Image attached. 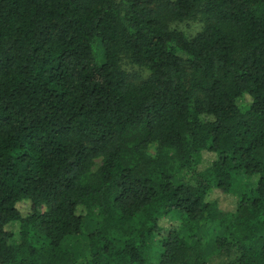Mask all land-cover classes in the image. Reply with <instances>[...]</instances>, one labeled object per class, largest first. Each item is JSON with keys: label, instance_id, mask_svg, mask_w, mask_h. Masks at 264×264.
<instances>
[{"label": "trees", "instance_id": "1", "mask_svg": "<svg viewBox=\"0 0 264 264\" xmlns=\"http://www.w3.org/2000/svg\"><path fill=\"white\" fill-rule=\"evenodd\" d=\"M223 253L264 264V0H0V264Z\"/></svg>", "mask_w": 264, "mask_h": 264}, {"label": "rangeland", "instance_id": "2", "mask_svg": "<svg viewBox=\"0 0 264 264\" xmlns=\"http://www.w3.org/2000/svg\"><path fill=\"white\" fill-rule=\"evenodd\" d=\"M171 26L173 29H178L179 31L184 32L189 37H194L203 29V23L199 19L190 20L183 23H179V22L173 23ZM124 69L127 70L131 75H133L135 77L133 78L136 79L137 82L141 81L142 79H145L148 75L143 70H140L139 68L130 65L124 64ZM155 152H156V146L152 145L148 150V154L154 156ZM205 158L207 160L209 159L211 160L213 156L207 153L205 155ZM100 165H101V161L100 160L96 161L95 169H97ZM246 182H247L246 179L240 181L241 184H244ZM238 197L239 196L237 194L221 195L220 193L215 192L213 199H218V201L220 202V206L224 210H230L234 207L233 204L238 200ZM22 210L25 211L26 213V211L28 210V206L27 205L23 206ZM76 243L80 246L81 249H83L86 246L85 242L82 240H78L76 241ZM235 258H236V254L232 256H228L225 253L214 254L208 259L207 264H228Z\"/></svg>", "mask_w": 264, "mask_h": 264}]
</instances>
